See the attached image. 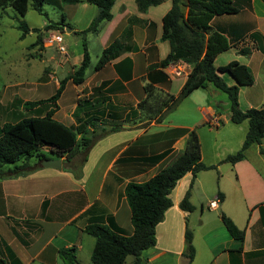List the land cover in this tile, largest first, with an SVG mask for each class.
<instances>
[{"label": "crops", "instance_id": "0c3cea01", "mask_svg": "<svg viewBox=\"0 0 264 264\" xmlns=\"http://www.w3.org/2000/svg\"><path fill=\"white\" fill-rule=\"evenodd\" d=\"M80 1L74 6L90 12L91 16L83 29L76 27L77 18L72 21L74 33L88 29L97 15L93 5L87 3L82 7L84 0ZM232 1L239 12L216 17L211 23L212 31L222 33L231 45L216 58L214 65L219 68L238 61L250 70L254 84L240 87L239 91L243 110L242 92L256 83L252 66L258 54H261L258 68H264V0ZM171 6V0H166L141 12L135 0H116L112 20L99 32L86 34L92 38L95 51L101 49L96 52L97 61L115 40L127 49L91 74V78L86 77L82 85L71 81L66 84L67 87L72 83L78 93L70 111L71 119L65 125L76 128L94 119L87 127L92 144L87 149L77 147L63 156L45 149L50 152L46 159L61 160L60 171L44 168L42 161L33 157L28 163L33 168L31 172L0 179V264H64L59 254L62 249H75L77 264H87L83 259L86 251L93 264L95 239L84 232L86 226L108 224L111 220L119 233L131 236L133 226L126 186L130 182H147L173 163L193 131L200 140L203 164L217 168L197 174L190 196L192 212L182 210L180 204L193 174L188 173L178 181L170 194L172 207L156 227V245L142 254L143 264H186L187 227L193 233L195 249L191 264H264V155L261 153L264 141L250 146L242 161L222 162L242 148L248 123H229L231 112L226 118L223 113V109L230 111L229 99L220 98L212 103L217 96L212 85L203 89L204 100L210 103L206 106L203 103L204 107L196 104L197 100L201 103V97L192 101L193 95L201 90L198 89L176 107L169 104L160 114H154L153 119H146L137 110L139 102L146 97L144 87L148 83L153 85L161 102L166 103L172 96L175 101L191 71L184 63L164 69L155 66L170 52L168 42L162 41L161 36L162 19ZM243 48H251V54L240 55ZM81 62L73 66L75 70ZM221 76L228 85L236 84L228 74ZM252 99L256 98L252 96ZM80 102L85 103L84 108L79 109ZM248 105L247 110L256 108L253 103ZM159 117L162 119L158 120ZM216 120L218 126L214 125ZM207 134L211 136V145H205L208 160L202 144ZM219 193L223 194L222 200ZM222 214L245 231L242 243L229 234Z\"/></svg>", "mask_w": 264, "mask_h": 264}, {"label": "trees", "instance_id": "16d2710c", "mask_svg": "<svg viewBox=\"0 0 264 264\" xmlns=\"http://www.w3.org/2000/svg\"><path fill=\"white\" fill-rule=\"evenodd\" d=\"M64 5H77L80 0H60ZM166 0H135L138 10L145 12L151 7L163 4ZM87 3L97 8V15L92 23L83 32L76 34L86 35L89 32H99L106 23L113 18L112 9L116 0H86ZM47 0H0V14L8 8L20 15L28 13L30 5L40 15H45L44 5ZM171 9L162 19L161 40L168 42L170 52L160 61L157 68H167L170 65L184 63L191 67L187 80L178 98L169 97L166 103L155 93V88L148 83L144 87L145 99L139 102L137 110L146 119H153L154 114L167 107H176L182 100L190 96L195 90L206 89L212 85L216 90L225 93L230 102V121L233 124L248 123V131L242 148L235 154L228 155L223 163L236 164L244 159L245 151L253 144L261 145L264 141V107L251 108L247 111L240 109V87H249L254 84V78L247 66L238 61L216 68V58L231 48L228 39L220 32H213L211 23L214 18L223 15H235L239 12L232 0H171ZM64 21L51 23L44 29L48 32L64 30ZM21 32L20 39H24L29 33L38 34L36 43L42 45V31L32 29L25 23L18 26ZM101 49H97L99 52ZM127 49L124 44L115 40L101 52L97 63L92 66L91 57L87 49L84 50L81 65L73 74L59 82L56 93L47 99L38 101H26L23 108L33 111L41 106H49L44 116H32L19 119L13 123H5L0 128V179L11 178L31 172L33 168L28 162L18 165L23 160L37 158L39 162L46 159L43 149L50 150L59 156L70 153L77 147L87 149L92 144V139L87 135V127L94 119L85 121L76 128L66 126L57 121L54 116L58 111V101L71 81L75 85H82L88 74L100 71L111 60L120 57ZM252 52L251 48H243L240 55L247 56ZM164 79L167 76L160 72ZM222 74H228L235 85H228ZM158 78V75H157ZM156 78V79H157ZM169 105V106H168ZM85 103L80 102L79 109L84 108ZM159 117L158 120H161ZM264 155V150H261ZM14 166L13 169L4 172V167ZM217 166H206L202 162L201 144L196 132H191L185 143V147L178 158L162 169L153 178L144 183L130 182L125 188V196L131 210V223L133 234L126 236L119 233L112 225L90 224L84 232L95 239L91 261L93 264H126L128 257H134L133 264H143L142 254L145 250L156 245V227L160 224L166 211L172 207L170 194L179 180L186 174L192 173L193 180L185 194L180 207L182 210L192 212L194 206L190 202L191 189L197 174L201 171L216 169ZM223 199V194H218ZM222 222L229 234L239 243L245 238V231L239 229L226 215H221ZM186 264H191L195 249L193 245V233L187 227L185 234ZM64 264H77L75 249H62L60 252Z\"/></svg>", "mask_w": 264, "mask_h": 264}, {"label": "rangeland", "instance_id": "374dc122", "mask_svg": "<svg viewBox=\"0 0 264 264\" xmlns=\"http://www.w3.org/2000/svg\"><path fill=\"white\" fill-rule=\"evenodd\" d=\"M85 5H88L86 0H84L82 7ZM95 9L97 8L95 7ZM78 10L74 5L61 4L60 0H47L44 5L45 15L38 14L31 5L28 13L24 16L11 8L0 14V128L5 123H13L22 118L44 116L50 105L41 106L33 111H26L22 104L26 101L47 99L54 95L59 82L74 73L75 68L73 66L80 64L85 49L90 54L92 63L96 64V51L93 48L92 38L88 35L68 31V29H74L72 21L76 18V22L78 21L76 27L79 29H83L90 19V12L83 10V8H78ZM60 21H64L66 25L63 27L64 30H53V32L62 38V45L67 51V56L59 54L56 45H46L44 41L49 35V32L44 29L50 22ZM21 23L27 24L30 30L39 29L42 31V45L32 48L38 38V34L35 32H31L24 39H20L21 32L18 30V26ZM259 55L261 54H258L252 66L256 83L254 87L246 88L242 92L241 108L243 110H247L250 103H253L256 108L264 107V68H258L261 57ZM87 77L91 78V74H88ZM214 91H216L217 96L213 97L212 103H215V100L220 101V98L228 99L225 93L216 89ZM77 93L72 83L67 85L65 93L58 103L59 111L55 115L56 120L68 125L73 103L77 102ZM205 95V90H198L193 95L192 101H196L195 99L199 96L201 103H198L197 100L196 104H202L204 107L210 104L204 100ZM252 96L256 99H252ZM206 98L209 99L210 96ZM223 113L226 118L230 111L223 109ZM229 123H231L230 120ZM229 127H233L232 124ZM202 140L207 159L209 154L205 145H211V136L207 134ZM43 153L47 155L50 152L43 149ZM30 160L32 158L23 160L18 165L29 163ZM7 167L9 166L4 167V172L13 169L14 166ZM85 254L86 257L83 256V259L87 261V264H91L88 260L90 258L88 252L85 251ZM134 260V257L130 256L127 258L126 264H133Z\"/></svg>", "mask_w": 264, "mask_h": 264}, {"label": "built area", "instance_id": "2783aa9c", "mask_svg": "<svg viewBox=\"0 0 264 264\" xmlns=\"http://www.w3.org/2000/svg\"><path fill=\"white\" fill-rule=\"evenodd\" d=\"M48 37L44 40L46 45H56L57 51L64 56H67V51L65 49V47L62 45V38L58 35H56L53 31H50L48 33ZM214 125L218 126L219 125V121H214Z\"/></svg>", "mask_w": 264, "mask_h": 264}, {"label": "water", "instance_id": "95a60500", "mask_svg": "<svg viewBox=\"0 0 264 264\" xmlns=\"http://www.w3.org/2000/svg\"><path fill=\"white\" fill-rule=\"evenodd\" d=\"M68 31L72 32V29H68ZM41 165L44 168L57 169L59 171L62 169V162L60 159H44L42 160Z\"/></svg>", "mask_w": 264, "mask_h": 264}]
</instances>
